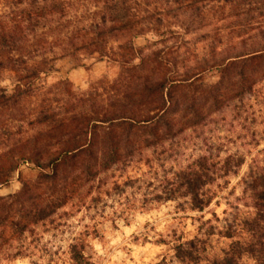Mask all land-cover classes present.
<instances>
[{
	"label": "rangeland",
	"instance_id": "obj_1",
	"mask_svg": "<svg viewBox=\"0 0 264 264\" xmlns=\"http://www.w3.org/2000/svg\"><path fill=\"white\" fill-rule=\"evenodd\" d=\"M202 17L187 35L148 32L133 44L151 81L196 74L174 89L172 112L177 117V100L179 109L195 101L208 107L205 120L168 134L153 125L132 136L135 148L110 156L98 129L93 158L100 166L89 173L84 155L57 171L21 165L0 188V213L17 220L0 225V264H208L206 257H219L238 240L239 233L229 239L223 232L256 211L244 181L264 169V76L241 89L236 69H206L264 48V0H209ZM173 45L175 63L155 65L149 56ZM138 57L128 67L97 55L79 64L61 59L40 82L41 94L63 99L59 83L67 81L74 94L110 96L119 83L136 81ZM3 86L12 90L15 83L6 79ZM26 130L11 123L12 132ZM196 174L203 183H194ZM197 190L211 201L202 211L193 200ZM202 237L209 238L207 253L191 258L187 243Z\"/></svg>",
	"mask_w": 264,
	"mask_h": 264
},
{
	"label": "trees",
	"instance_id": "obj_2",
	"mask_svg": "<svg viewBox=\"0 0 264 264\" xmlns=\"http://www.w3.org/2000/svg\"><path fill=\"white\" fill-rule=\"evenodd\" d=\"M208 1L0 0V136L4 138L0 142V188L23 164L57 171L68 160L84 155L91 161L83 171L99 168L93 158L98 129H104L110 156L135 148L132 136L153 125H163L164 134H168L176 126L178 130L203 122L202 110L208 107L195 101L179 109L177 100V117L172 112L174 89L196 74L183 80L164 77L151 81L143 68L146 58L140 57L133 39L148 32L157 36L189 34L196 21L203 20ZM174 47L149 57L155 65L173 64L178 51ZM95 55L124 67L131 66L139 56L140 75H133L136 81L130 82V87L124 82L113 87L110 96L74 94L67 81L59 83L66 99L41 94L40 82L55 70L59 60L69 58L79 64L82 57ZM257 66L264 69V48L240 53L206 70L224 75L234 68L238 71L236 83L244 89L249 81L253 85L258 76H264V70L259 71ZM6 79L15 83L12 90L3 86ZM209 95L214 101L218 98L214 91ZM11 123L26 126L23 133L27 135L17 138L22 132H12ZM49 149L52 154L44 162L41 155L48 154ZM243 163L239 160L236 166ZM194 183H203L201 176L196 174ZM244 184L256 211L223 232L225 238L233 239L236 233L239 238L219 257H206L208 264H264V169L249 174ZM192 195L200 211L211 202L204 201L198 190ZM10 218L1 212L0 225L9 221L16 224L17 220ZM208 243L209 238L204 237L187 243L189 256L206 254Z\"/></svg>",
	"mask_w": 264,
	"mask_h": 264
}]
</instances>
